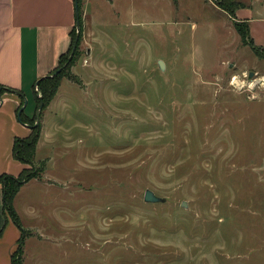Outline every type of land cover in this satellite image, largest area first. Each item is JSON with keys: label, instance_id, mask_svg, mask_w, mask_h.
I'll return each instance as SVG.
<instances>
[{"label": "rangeland", "instance_id": "374dc122", "mask_svg": "<svg viewBox=\"0 0 264 264\" xmlns=\"http://www.w3.org/2000/svg\"><path fill=\"white\" fill-rule=\"evenodd\" d=\"M238 1L264 18V0ZM216 5L140 1L119 23L95 0L98 34L81 13L21 162L23 264H264V57Z\"/></svg>", "mask_w": 264, "mask_h": 264}, {"label": "crops", "instance_id": "0c3cea01", "mask_svg": "<svg viewBox=\"0 0 264 264\" xmlns=\"http://www.w3.org/2000/svg\"><path fill=\"white\" fill-rule=\"evenodd\" d=\"M93 1L81 0L80 4L83 19L90 17L92 28L96 16L90 14ZM140 1L156 4L158 0H98L101 4L112 5L111 20L119 23L121 18L123 22L143 11ZM236 17L249 22L255 44L264 47V33L261 32L264 18L253 16L250 9H239ZM77 20L76 0H0V84L20 90L28 98L37 81L51 74L59 65L61 56L71 48L72 31ZM96 33L93 28L92 34ZM21 104V97L16 92L7 91L2 96L0 174L18 175L24 168L13 157L15 138L31 133V127L18 118ZM19 229L4 212L3 186L0 183V264H11L12 254L21 237Z\"/></svg>", "mask_w": 264, "mask_h": 264}, {"label": "trees", "instance_id": "16d2710c", "mask_svg": "<svg viewBox=\"0 0 264 264\" xmlns=\"http://www.w3.org/2000/svg\"><path fill=\"white\" fill-rule=\"evenodd\" d=\"M77 1H78V9H79V14H77L79 18V25H76L72 31L71 48L69 49L67 53L61 56L59 65L57 66V68L51 74L47 75V77H43L39 79L37 83L34 85L33 91H34V95L36 99L35 114L33 116H29L25 113L26 108L28 107L27 105L25 110L20 115V121L24 124H28L31 127V133L26 137H16L15 138L14 146H13V156L16 160L24 164L32 163V158L35 154V148L39 140V137L41 135V124L36 123L37 112L40 107V104L41 102H43L44 103L43 108H45L55 96L58 90L59 84H60V75L63 72V66L65 63L68 62V58L74 49V45L77 44L78 46L79 40L78 42H76V34H77V29L81 25V12H80L81 0H76V2ZM217 2H218V6L221 7L225 12H227L233 18H236L237 10L245 6L243 3H241L238 0H217ZM234 24L243 42L251 45L252 48L255 50V52L260 57H264V47L255 45V42L251 36L249 22L248 21H243V22L235 21ZM60 68H61V71L57 75L51 76L54 72H56ZM37 86L39 87V90H40L39 93H41V96L38 95V91L36 90ZM7 91L16 92L21 97L22 104L18 109V112H19V110L21 109V107L23 106L25 102V98H26L25 93L20 90H15L13 88H9V87H6L0 84V104L2 102L3 94ZM18 112H17V115H18ZM29 173L30 171L24 168L19 174V177H16L8 173L0 174V183L3 186L4 212L19 228H21V232H22L21 237L18 240L17 248L12 254L11 264H23L22 254H23V247H24L26 235L21 225L18 222V217L14 210L13 202L21 186L24 184V182L28 181L27 179H29L30 177ZM1 233L2 232H0V234Z\"/></svg>", "mask_w": 264, "mask_h": 264}, {"label": "water", "instance_id": "95a60500", "mask_svg": "<svg viewBox=\"0 0 264 264\" xmlns=\"http://www.w3.org/2000/svg\"><path fill=\"white\" fill-rule=\"evenodd\" d=\"M76 6H77V14H78V1L76 2ZM77 25H79V18L77 20ZM78 40H79V37H77L76 42H78ZM76 47H77V44L74 45V49H73L72 55L74 54V52L76 50ZM160 65L163 66V61L162 60H160ZM60 71H61V68L58 69L56 72H54L51 76L57 75ZM253 75H254V73L251 72L250 73V76H253ZM45 77H47V76H45ZM37 89H38V86H37ZM27 105H28V98L26 97L23 106L21 107V109L18 112L19 120H20L21 113L25 110V108L27 107ZM42 109H43V102L41 103V105H40V107L38 109V113H41ZM144 200L146 202H149V203H158V202H165L166 201V198L157 195L155 193V191H153L152 189H146L145 194H144ZM182 206H184V207L187 208L188 207L187 202L184 201L182 203Z\"/></svg>", "mask_w": 264, "mask_h": 264}, {"label": "bare ground", "instance_id": "6f19581e", "mask_svg": "<svg viewBox=\"0 0 264 264\" xmlns=\"http://www.w3.org/2000/svg\"><path fill=\"white\" fill-rule=\"evenodd\" d=\"M236 79V78H235Z\"/></svg>", "mask_w": 264, "mask_h": 264}, {"label": "built area", "instance_id": "2783aa9c", "mask_svg": "<svg viewBox=\"0 0 264 264\" xmlns=\"http://www.w3.org/2000/svg\"><path fill=\"white\" fill-rule=\"evenodd\" d=\"M37 89V88H36Z\"/></svg>", "mask_w": 264, "mask_h": 264}]
</instances>
